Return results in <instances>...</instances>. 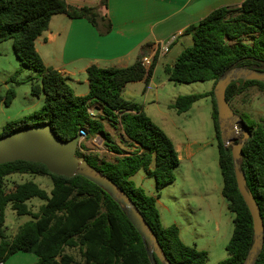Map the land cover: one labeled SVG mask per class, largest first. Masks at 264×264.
I'll return each mask as SVG.
<instances>
[{"label":"trees","instance_id":"16d2710c","mask_svg":"<svg viewBox=\"0 0 264 264\" xmlns=\"http://www.w3.org/2000/svg\"><path fill=\"white\" fill-rule=\"evenodd\" d=\"M100 4L106 6L107 0H100ZM54 14L85 18L94 25L105 19L99 15L97 7H75L65 0H0V43L11 40L13 52L22 66L36 73L31 94L43 95L39 109L7 121L0 136L40 124L50 125L61 140L72 139L80 128L85 129L87 136L100 134L106 149L117 154L113 161L99 159L98 154L80 149L76 150V155L106 174L131 198L170 264H208L207 252L185 244L180 239L177 225L161 224L155 205L159 191L174 181L173 169L179 158L173 142L136 103L121 96L126 83L148 79L155 56L148 69L141 64L140 57L124 67L91 65L86 70L88 92L77 95L67 78L45 65L35 49L36 38L48 27ZM110 28L107 21L100 32L106 33ZM186 32L191 34L192 44L178 54L172 65L163 68L173 82L212 79L215 84L233 66L264 70V0H243L238 6L217 7L187 27ZM243 36H250L251 42L242 41ZM226 40L235 43L229 44ZM17 74L15 71L10 81L19 83ZM250 86L264 88V82H230L225 96L231 108L233 97ZM205 96H210L212 101L222 175L221 194L228 209L234 213L233 230L226 245L228 256L215 264H242L253 241L252 218L237 188L231 148L220 138L213 88L204 93L179 95L170 107L182 113ZM14 97V90L7 89L4 94L0 92V103L9 105ZM94 103L101 105L100 114H91L90 107ZM240 117L249 136L242 146L239 163L264 226V128L255 122L248 124L241 114ZM105 119L120 124L129 140L127 144L134 145L135 151L126 152L114 141L103 126ZM151 163L153 167H150ZM140 169L154 178L156 195L146 194L131 180ZM18 173L48 176L51 187L46 190L36 182L26 180L5 191L4 179ZM34 197L43 201L37 210H32L27 203ZM7 205L16 214L30 217L12 238L5 235L4 210ZM17 251L34 254L36 261L33 264H151L141 236L122 207L106 191L81 175L67 177L52 173L40 162L22 159L0 164V264ZM154 258L156 264H163L156 256ZM255 264H264V238Z\"/></svg>","mask_w":264,"mask_h":264},{"label":"rangeland","instance_id":"374dc122","mask_svg":"<svg viewBox=\"0 0 264 264\" xmlns=\"http://www.w3.org/2000/svg\"><path fill=\"white\" fill-rule=\"evenodd\" d=\"M172 45L169 52L159 58L154 72L152 94L141 97L136 106L141 109L146 105L145 115L152 118L157 124L164 126L165 133L174 142H191L192 155L182 153L178 164L174 167V181L165 185L155 201L163 226L175 224L181 231V240L190 246L207 252L208 264H215L228 256L226 245L233 230L234 213L227 207V201L221 194L222 175L218 164L217 139L212 118V101L205 96L194 102L186 113H177L169 104L177 96L189 93H204L214 87L212 79L189 83H176L167 78L163 70L165 64L170 65L176 59L180 37L176 36L169 42ZM168 40V39H167ZM229 44L234 40H226ZM242 41L251 42L250 36H243ZM169 49V47H168ZM18 71L19 83L10 81L11 75ZM36 73L22 66L12 49L11 40L0 43V92L4 94L7 89H13L15 97L9 105L0 103V134L7 121L17 120L40 108L43 97L32 95L31 84L36 82ZM80 87V86H79ZM77 90H80V88ZM153 93H157L155 99ZM232 109L250 124L255 122L264 128V88L250 86L237 94L231 100ZM162 110L166 116L161 115ZM93 112V110H92ZM100 108L96 114H100ZM93 114V115H96ZM106 130L112 133L115 142L123 147L124 151L131 152L134 145H128L119 123H110L107 119ZM155 123V124H156ZM156 124V125H157ZM161 128V127H160ZM163 130V129H162ZM100 135V134H99ZM240 140L241 132L235 134ZM94 135L86 136L81 141L92 139ZM81 143V142H80ZM102 145L104 151L94 152L107 160H114V153L108 152L103 144L102 137L94 141ZM153 164V163H152ZM150 167H153V165ZM32 180L42 188L49 190L51 181L48 176L32 174H11L4 179V190H11L16 183ZM131 180L141 187L146 194L156 195L155 182L152 176L143 169L135 173ZM32 210H37L43 201L37 197L27 202ZM4 228L7 238H12L20 226L28 221V215L16 214L9 205L4 210Z\"/></svg>","mask_w":264,"mask_h":264},{"label":"crops","instance_id":"0c3cea01","mask_svg":"<svg viewBox=\"0 0 264 264\" xmlns=\"http://www.w3.org/2000/svg\"><path fill=\"white\" fill-rule=\"evenodd\" d=\"M242 1L107 0V5L104 6L100 4V0H65L68 5L75 7H97L99 15L105 19L98 20L97 25H94L85 18H69L64 14H54L49 20L48 27L36 38L35 49L45 65L56 69L67 78L77 95H84L88 92L86 70L89 66L124 67L132 64L143 54L150 55L152 60L155 56L154 67L148 79L128 82L121 92L123 99L136 103L141 94L144 97L152 94L153 72L159 58L165 55L160 50L162 43H168L176 36L180 37L177 57L184 48L192 44L191 34L186 32L187 27L196 24L217 7L238 6ZM107 21L110 22L111 28L108 32L101 33L100 30H104ZM177 40L178 38L169 45L166 52H169ZM166 65L168 64H165L163 68ZM77 87L80 90H77ZM153 95L155 99L158 97L157 93ZM95 107L101 109V105L94 103L90 107L91 114ZM145 108L146 105H143L140 110L144 112ZM159 113L166 116L162 110ZM150 119L156 123L152 118ZM159 123L156 124L165 131L164 126ZM103 126L106 130L105 123ZM106 131L112 136L110 131ZM97 137L100 135L95 134L92 139L81 141L80 145L83 148L79 146L78 149L83 152L104 151L102 145L94 146ZM124 140L129 141L126 136ZM171 141L179 159L182 153L188 157L192 155L191 142L183 143L179 140L174 142L172 139ZM114 155L117 154L114 153ZM179 236L181 238V231H179ZM35 261L34 254L17 251L3 264H33Z\"/></svg>","mask_w":264,"mask_h":264},{"label":"water","instance_id":"95a60500","mask_svg":"<svg viewBox=\"0 0 264 264\" xmlns=\"http://www.w3.org/2000/svg\"><path fill=\"white\" fill-rule=\"evenodd\" d=\"M237 80L264 82V70L257 67L233 66L217 79L213 87L220 138L225 146H230L231 148L237 188L252 218L253 241L242 264H255L256 257L263 246L264 226L258 204L246 186V179L239 163L242 157V146L249 133L244 126L243 119L233 111L225 96L227 86L231 81ZM97 112L98 108L95 107L92 114ZM239 132H241L242 136L238 141L235 134ZM81 140L78 133L70 140H61L48 124L24 127L0 136V164L22 159L40 162L52 173L67 177L73 175L85 177L106 191L122 207L127 218L141 236L150 263L156 264L154 258L156 256L163 264H170L162 253L151 227L131 198L106 174L88 165L83 157L76 155V150L79 148Z\"/></svg>","mask_w":264,"mask_h":264},{"label":"built area","instance_id":"2783aa9c","mask_svg":"<svg viewBox=\"0 0 264 264\" xmlns=\"http://www.w3.org/2000/svg\"><path fill=\"white\" fill-rule=\"evenodd\" d=\"M168 47H169V42L168 43H162V45L160 47L161 53H165L166 51H168ZM140 61H141V64L146 69H148L152 63V57L148 54H143L142 56H140ZM78 134L80 135L81 139H83L84 137L87 136V133H86L84 128H80L78 130Z\"/></svg>","mask_w":264,"mask_h":264}]
</instances>
